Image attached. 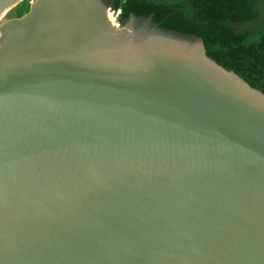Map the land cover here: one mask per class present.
Here are the masks:
<instances>
[{"label":"water","instance_id":"water-1","mask_svg":"<svg viewBox=\"0 0 264 264\" xmlns=\"http://www.w3.org/2000/svg\"><path fill=\"white\" fill-rule=\"evenodd\" d=\"M117 2L0 0V264H264V92Z\"/></svg>","mask_w":264,"mask_h":264},{"label":"trees","instance_id":"trees-1","mask_svg":"<svg viewBox=\"0 0 264 264\" xmlns=\"http://www.w3.org/2000/svg\"><path fill=\"white\" fill-rule=\"evenodd\" d=\"M131 1L181 9L205 53L264 92V0H118L121 25L120 13Z\"/></svg>","mask_w":264,"mask_h":264},{"label":"built area","instance_id":"built-area-1","mask_svg":"<svg viewBox=\"0 0 264 264\" xmlns=\"http://www.w3.org/2000/svg\"><path fill=\"white\" fill-rule=\"evenodd\" d=\"M119 11H120V8L117 7L115 9H113L112 12H111V15L109 17H107V19L110 21L112 26L115 27V28H118V27L121 26V24H120V22L118 20V17H117Z\"/></svg>","mask_w":264,"mask_h":264},{"label":"rangeland","instance_id":"rangeland-1","mask_svg":"<svg viewBox=\"0 0 264 264\" xmlns=\"http://www.w3.org/2000/svg\"><path fill=\"white\" fill-rule=\"evenodd\" d=\"M109 21V20H108ZM110 22V21H109ZM111 24V23H110ZM112 25V24H111ZM122 26V25H121ZM238 28H240V29H242V28H247V27H249V24H239L238 26H237ZM119 28V27H118Z\"/></svg>","mask_w":264,"mask_h":264}]
</instances>
